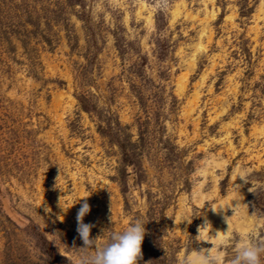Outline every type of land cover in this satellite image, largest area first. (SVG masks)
Listing matches in <instances>:
<instances>
[{"label":"rangeland","instance_id":"obj_1","mask_svg":"<svg viewBox=\"0 0 264 264\" xmlns=\"http://www.w3.org/2000/svg\"><path fill=\"white\" fill-rule=\"evenodd\" d=\"M82 198L137 264L264 240V0H0V264H74Z\"/></svg>","mask_w":264,"mask_h":264},{"label":"clouds","instance_id":"obj_2","mask_svg":"<svg viewBox=\"0 0 264 264\" xmlns=\"http://www.w3.org/2000/svg\"><path fill=\"white\" fill-rule=\"evenodd\" d=\"M245 176L246 170H240L237 177L245 181ZM239 189L240 185H232L234 195L241 196ZM86 198H82L84 202L81 203L75 217L76 232L84 246L76 248L79 251L74 254V264H137L141 257V243L145 235V224H142L139 219H129L122 229L109 231L102 243L97 244V238H90V229L93 225L82 222L83 217L90 211ZM239 207L246 206L241 202L235 203L234 207L231 205L232 213ZM218 209L211 210L215 212ZM210 227V224L205 221L202 226L197 228V236H200L202 232H209ZM257 231L255 223L243 229L239 240L234 245V255L227 261L225 260L226 252L221 246L212 245L211 248H201L198 251L193 248L190 250L186 248L180 256L179 264H262L264 240L257 237ZM224 234L227 235V231Z\"/></svg>","mask_w":264,"mask_h":264},{"label":"bare ground","instance_id":"obj_3","mask_svg":"<svg viewBox=\"0 0 264 264\" xmlns=\"http://www.w3.org/2000/svg\"><path fill=\"white\" fill-rule=\"evenodd\" d=\"M148 22H149V20H148ZM241 226H242V225H241ZM222 229H223V228H222V227H220V228H218L217 230H219V231H223Z\"/></svg>","mask_w":264,"mask_h":264}]
</instances>
